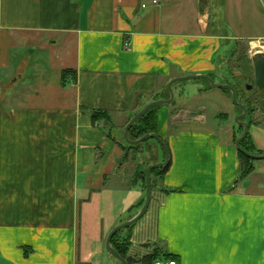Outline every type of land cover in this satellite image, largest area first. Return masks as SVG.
I'll list each match as a JSON object with an SVG mask.
<instances>
[{
    "label": "crops",
    "instance_id": "crops-1",
    "mask_svg": "<svg viewBox=\"0 0 264 264\" xmlns=\"http://www.w3.org/2000/svg\"><path fill=\"white\" fill-rule=\"evenodd\" d=\"M230 39L264 41V0H0V264H123L106 239L145 193L124 160V129L170 98L171 80L181 92L189 84L179 78L230 74ZM64 69L76 80L62 85ZM209 84L158 110L171 165L157 188L153 242L140 245L177 264H264V164L238 181L231 119L243 111ZM211 105L222 120H210ZM96 109L112 124L94 121ZM251 129L264 151V127Z\"/></svg>",
    "mask_w": 264,
    "mask_h": 264
},
{
    "label": "rangeland",
    "instance_id": "rangeland-1",
    "mask_svg": "<svg viewBox=\"0 0 264 264\" xmlns=\"http://www.w3.org/2000/svg\"><path fill=\"white\" fill-rule=\"evenodd\" d=\"M249 35L258 37V30L256 26H249ZM232 33H234L232 31ZM258 46V47H255ZM225 49L230 53L228 58V67L229 70L232 73L231 80L235 79V82L240 86L241 92L244 95L245 98H247L250 101L251 107L254 109V113L251 115L252 121L257 123L258 126L264 127V91H259L256 86L252 89H247V84H253L255 85V79H254V67L252 62L253 55L258 52L262 51L264 52V41H256V42H248V41H241V40H226L225 42ZM227 54V52H226ZM230 74H227L226 70H221L219 73L214 76V80L216 83H219L223 78L227 75L230 76ZM187 85L188 88L181 90L179 92V88H173L174 92V101L178 102L180 100L186 101L189 97H191L192 91H194V88L197 87H203L206 84H208L207 81H204L203 79H187L186 81H183ZM194 85V88L192 86ZM217 88V87H216ZM1 94H0V104H5V85L0 88ZM194 89V90H193ZM233 95V94H232ZM238 99L242 102L241 93L238 94ZM214 102V101H213ZM232 102V101H230ZM218 104V106L224 111L225 106L220 102H215ZM229 104V103H228ZM232 104V103H231ZM228 107H230V105ZM168 106V104L164 105ZM219 110L217 107H213L212 105L209 106V110L207 111V115L210 118L211 121L213 120H222L217 115L219 113ZM242 112V111H241ZM217 113V114H216ZM239 115H236L233 119H231L232 123H234L236 126L240 123L237 121V117ZM252 129L250 130V132ZM157 148H150L151 151L143 150L138 152L137 154L134 153V151L130 152V155L127 159L129 161L130 166H136L137 165V171L140 175H143L144 170H146V167L149 163H151L154 159L157 157ZM162 154H160V157ZM264 164L263 160H256L255 165ZM128 179L130 178V173L127 175ZM157 188L153 190V202L151 203L150 208L145 212V214L134 223L131 230L135 229L136 234H132L131 238V248L130 252L133 255H144L145 253L150 251V247H146L144 245H140L142 242L149 243L153 242L154 233H155V222L154 219L156 217L154 206H155V200L157 198ZM133 193L126 197L125 204L131 203L133 199ZM143 199L146 200V191L142 196ZM144 204L141 206L140 211L142 210ZM139 207V206H138ZM137 209V208H136ZM139 211V212H140ZM126 219V216H123L122 220ZM91 228L93 229L91 231V234H95V229L93 225H91ZM128 231L127 229H124V231H121V234H125V232ZM131 231V232H132ZM129 232V231H128ZM127 232V234H128ZM107 248V247H106ZM108 251V250H107ZM3 262L2 257L0 256V263Z\"/></svg>",
    "mask_w": 264,
    "mask_h": 264
},
{
    "label": "trees",
    "instance_id": "trees-1",
    "mask_svg": "<svg viewBox=\"0 0 264 264\" xmlns=\"http://www.w3.org/2000/svg\"><path fill=\"white\" fill-rule=\"evenodd\" d=\"M209 76H211L214 79V76L212 74H208ZM77 77V72L73 69H64L62 71V85H66L67 81L69 79H73L76 80ZM237 90V94L240 92L241 93V97H242V102L244 104L247 105V113L245 115V117L243 118V120L249 125V133L247 135V137L245 139H243L240 142V148L238 149L239 152V158H240V172H239V176H238V181L240 180H245L246 178L249 177V175L254 171L255 169V159L251 158L248 154H253V155H262L264 154V151L259 150L253 140V137L251 135V128L252 126L257 125V123H255L254 121H252V117L251 115L254 113V109L251 107L250 101L244 97V95L241 92V88L240 86L235 83L234 84ZM210 87H213L211 84H209ZM226 91H229L227 89H223ZM174 102V100L172 101V103ZM161 106H155L150 108L148 111H146V113L141 116L133 125L130 126L129 128V137L131 140H137L140 139L141 137H143L146 134L149 133H154L157 134L159 137V131H158V122H159V116H158V110ZM241 111H243L240 108ZM93 114V120L94 121H99V120H105L106 122L112 124V117L109 111L107 110H101V109H96L92 111ZM239 132L242 135L244 132V126L240 125L239 126ZM239 137L236 136L235 141H237ZM167 148H168V152H169V163L164 166V167H157L154 168L152 170V191L156 188H158V184L160 181L163 180L165 174L167 173V171L170 168L171 165V151L170 148L168 147V142L166 140H164ZM127 145L123 146L124 149V160H127L130 152L134 151L135 154H137L140 151H143L144 149L147 151H151L150 148H157V150L155 149V151H157V157L156 159H154L151 163H149L146 167V170H144L143 175H140L138 172L134 175V179L135 177H139L142 179V184L143 187L146 191V171L149 165L151 164H155L160 162V154H163L164 156V160L166 159V153L164 150V147L162 146V144L160 143V141H158L155 138H149L146 139L144 141H142L141 143L138 144H131L127 141L126 143ZM133 179V180H134ZM234 188V186H232V189ZM145 203V199L143 200V202L140 204V206H142ZM134 224H132L131 226H129L128 228H126L129 233L121 238L122 234L121 230L119 232H117L113 238L111 239V244L112 246L117 250V252L123 257L125 258L129 264H154V262L157 259H172V260H176V256L173 254H169L163 250H161L159 247L154 248V250L152 252H150L147 255H144L141 258H135L132 257L130 255V248L132 245L131 242V238H132V234H131V228L133 227ZM126 231V232H128Z\"/></svg>",
    "mask_w": 264,
    "mask_h": 264
},
{
    "label": "water",
    "instance_id": "water-1",
    "mask_svg": "<svg viewBox=\"0 0 264 264\" xmlns=\"http://www.w3.org/2000/svg\"><path fill=\"white\" fill-rule=\"evenodd\" d=\"M252 62H253V67H254V79H255V85L253 84H247V89H252L253 87L256 86V88L259 91H264V52L262 51H258L256 52L253 57H252ZM206 79L213 87H217V88H221V89H227L230 90L233 94V102L240 106V108L243 110L242 114H240L237 117V121L240 123V125L244 126V132L243 134L237 139L236 141V145L238 147V149L240 148V142L245 139L249 133V125L243 120V118L245 117L246 113H247V105L244 104L243 102H241L238 99V95H237V90L235 85L233 84H228V83H216L215 80L209 76L208 74H194V75H188L179 79ZM176 81V79H173L170 81L168 88L170 91V98L166 99V100H156L153 101L151 103H149L148 105H146L142 110H140L135 116H133V118L128 122L127 126L124 129V134L126 137V140L131 143V144H138L141 143L142 141L149 139V138H155L158 141H160V143L162 144V146L164 147L165 153H166V159L165 161H161L155 164H151L148 166L147 171H146V200L144 203V206L142 208V210L133 218H131L130 220L123 222L119 225H117L115 228H113L111 230V232L108 234L107 239H106V247L107 250L113 255L115 256L117 259H119L121 262H123V264H129L128 261L123 258L118 252L117 250L112 246L111 244V239L113 238V236L123 230L128 228L129 226H131L132 224H134L136 221H138L144 214L145 212L148 210L151 200H152V170L154 168L157 167H164L169 163V152H168V148L167 145L165 143V141L159 137L157 134L154 133H149L144 135L143 137H141L140 139L137 140H131L129 137V128L131 125H133L141 116H143L146 111H148L150 108L155 107V106H161V105H166V104H170L172 103L173 99H174V92H173V83ZM0 93H1V89H0ZM251 158L255 159V160H264V154L262 155H253V154H248Z\"/></svg>",
    "mask_w": 264,
    "mask_h": 264
},
{
    "label": "built area",
    "instance_id": "built-area-1",
    "mask_svg": "<svg viewBox=\"0 0 264 264\" xmlns=\"http://www.w3.org/2000/svg\"><path fill=\"white\" fill-rule=\"evenodd\" d=\"M159 3V0H152V4L153 5H156ZM142 6L145 8V7H148V4L146 3H143ZM154 264H177V261L176 260H172V259H157Z\"/></svg>",
    "mask_w": 264,
    "mask_h": 264
},
{
    "label": "bare ground",
    "instance_id": "bare-ground-1",
    "mask_svg": "<svg viewBox=\"0 0 264 264\" xmlns=\"http://www.w3.org/2000/svg\"><path fill=\"white\" fill-rule=\"evenodd\" d=\"M255 47H258V46H255Z\"/></svg>",
    "mask_w": 264,
    "mask_h": 264
}]
</instances>
